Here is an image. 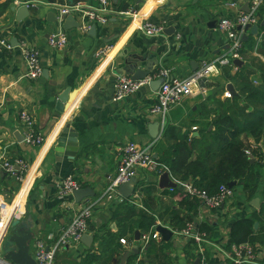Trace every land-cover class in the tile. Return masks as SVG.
<instances>
[{
    "label": "crops",
    "instance_id": "obj_1",
    "mask_svg": "<svg viewBox=\"0 0 264 264\" xmlns=\"http://www.w3.org/2000/svg\"><path fill=\"white\" fill-rule=\"evenodd\" d=\"M66 1L0 0V158L1 155L9 161L23 158L29 165L25 172L26 180L21 184L0 165V193L14 203L18 211L9 224L8 236L13 221L20 219L22 227L35 234L32 253L34 243L39 238L49 244L56 242L78 211L89 202H96L89 220L90 234L93 235L95 231L118 233L122 221L115 218V213L119 206L117 203L123 199L118 190L108 193L107 188L118 172L123 146L133 142L148 149V152L152 149V155L156 153L159 156L155 144L162 138L164 129L160 126L156 138L151 133L152 126L156 122L161 123L160 116L151 113V108L157 103L159 88L149 83L116 100L119 79L130 77L124 72L118 73L120 62L127 55H144L153 51L159 62L155 63L149 76L155 77L159 70L166 68L170 70L169 79L186 78L206 63L219 64L218 59L229 48V39L220 30L219 22L224 17L236 18L245 11L243 8L247 3L244 0H111L112 12L106 23L88 21L87 30L82 26L65 30L62 27L65 18L59 23L52 19L54 13L59 16L54 4ZM96 2L88 1L89 4ZM22 5L29 6L26 13L18 11ZM129 9L134 10V14L126 13ZM263 19L260 13L259 23ZM145 22L162 25L163 30L156 35H148L142 28ZM93 25L96 26L94 29ZM168 28L173 29L168 33ZM260 29L258 36L251 35L250 31L247 34L258 41L261 38ZM59 31L66 33L68 44L64 48H53L49 38ZM242 32L244 34V29ZM23 45L35 48L40 53L43 73L37 79L25 76L27 66ZM255 48L249 54L259 55L264 61ZM141 64L145 66V62ZM221 74L207 78L205 87L200 84V91L185 96L171 108L168 123L176 131L165 142L167 147L170 148L175 139H183L189 131L188 134L193 137L200 135V125L194 120L201 118L196 115L205 103L210 105L209 96L214 90L212 84L221 80ZM229 83L220 87L222 92L217 94V98H225L223 94L228 90ZM67 91H70V98L61 112L57 109L60 102L58 94ZM22 111L32 115L35 129L45 137L43 144L36 146L24 141L26 127L20 118ZM207 116L206 120L213 117ZM67 124L77 133L74 155L66 154V151L58 157L54 147L59 133ZM209 129L214 127L211 125ZM244 140L253 148L261 146L264 149V137L259 142L251 136L244 137ZM68 148L71 149V146ZM166 171L177 187L185 183L169 170L154 176L147 169L139 168L137 184L140 180L156 182L157 190L144 194L136 184L134 196L130 197L138 209H146L156 218L157 223L153 227L157 229L162 224L174 232L169 240H165L161 234L160 239H152L156 243L154 246L164 247V250L150 254L144 264H196L197 260L200 264L201 252L188 237L178 232L175 227L177 220L172 219L176 212L181 217L188 212V205L182 201L186 193L182 187L177 191L170 190L172 187H161L160 178ZM68 175H74L81 182V188H91L94 195L82 202H77L73 195L59 198L58 187ZM259 184L253 197H248L242 186L236 184L231 201L219 208H209L199 201L194 215V230L205 233L208 241L204 244V254L211 264H232L228 257L232 250V245L228 247L230 230L236 221L260 210L264 202V170L259 174ZM256 198H259L260 207L254 204ZM256 222L259 223L257 227ZM197 224L207 225L210 231H200ZM255 224V231L260 230L262 223L256 220ZM124 237L128 239V244L122 243L125 250L135 253L133 248L137 245L144 256L143 236L139 241L135 235L127 234ZM252 244L256 262L247 264H264V242ZM98 247L95 237L91 247L81 241L75 246L62 248L58 252V260L72 257L78 264H89L84 262L89 249L102 256L97 251ZM4 249V244H1L2 259ZM120 254L123 256V251Z\"/></svg>",
    "mask_w": 264,
    "mask_h": 264
},
{
    "label": "trees",
    "instance_id": "obj_2",
    "mask_svg": "<svg viewBox=\"0 0 264 264\" xmlns=\"http://www.w3.org/2000/svg\"><path fill=\"white\" fill-rule=\"evenodd\" d=\"M260 13L264 16V3L260 7ZM260 37L259 43L253 36L242 43L240 52L245 61L243 66L238 67L232 64L222 67L221 80L212 84L214 90L209 96L210 105L205 103L196 115L201 118L194 120L200 125L198 137L189 135V131L183 139H175L174 144L169 148L165 142L172 138L176 130L167 122L162 138L155 144L159 152V156L155 159L164 167L160 171L148 173L158 176L162 171L169 170L182 183L192 181L197 187L206 189L210 194L217 193L223 184L229 185L230 182L237 181V185L242 186L248 197L256 195L260 186L259 174L264 170V149L261 146L253 148L246 143L244 137L251 136L257 142L264 137V61L258 57L251 60L252 56L249 54L256 46L255 49L264 57V26L260 29ZM227 82L234 83L238 92L223 100L217 98V94L222 92L220 87H224V83ZM207 115H213V117L206 120ZM211 125L214 129L210 130ZM250 150L251 153H249ZM254 158L255 161H252ZM181 187L185 191L183 184L174 190L177 191ZM137 188H140L144 194H151L157 190V184L140 180ZM182 201L188 205L189 209L185 217H181L179 212L172 217L173 220H177L175 227L178 231L183 230L188 223L195 225L194 215H196L200 200L191 198L186 193ZM133 202L131 198H126L117 203L119 206L115 218H120L122 221L118 233L93 232L99 246L97 251L102 256L99 257L93 251L94 249H89L85 263L92 264L101 260L102 264H131L135 261L138 254L125 250L121 238H125L127 234L134 236L137 230L143 236L150 231L157 220L146 209H138ZM256 220L262 223L258 231L254 229ZM198 229L210 231L205 224L198 226ZM249 240L252 243L264 242V202L258 212L239 219L233 224L228 247ZM191 243L198 249L197 243L193 240ZM155 244L152 240L148 243L144 251L143 264L150 254L164 250V247H156ZM122 251L123 256L120 254ZM58 255L59 253L56 256V264H78V261L74 259L59 261Z\"/></svg>",
    "mask_w": 264,
    "mask_h": 264
},
{
    "label": "built area",
    "instance_id": "obj_3",
    "mask_svg": "<svg viewBox=\"0 0 264 264\" xmlns=\"http://www.w3.org/2000/svg\"><path fill=\"white\" fill-rule=\"evenodd\" d=\"M95 4L84 2L54 4L58 11L61 20L68 15L78 16L82 21L81 26L84 30L89 28L88 21H97L106 23L109 20L111 10V0H96ZM249 4L248 11H242L236 18L224 17L219 22V28L223 31L229 39V48L226 54L218 59L219 64L206 63L195 73L183 79H169L170 70L161 69L155 74V77L147 76L144 79L135 80L132 77H122L119 79L115 99L121 100L128 94L138 91L142 86L149 84L156 77H163L165 81L158 89L157 103L151 108L152 114L160 116L161 126L164 129L168 122V114L173 106L178 105L185 96L195 95L196 91H200V80L204 77L212 79V76L221 74V67L225 65L234 64V59H243L240 52L242 48V34L243 29L247 24L259 23V10L264 0H244ZM30 5V3H27ZM235 5L234 2L231 3ZM126 13L134 14V10L129 9ZM79 19V20H80ZM241 26V30L238 28ZM142 28L148 35H156L163 30V26L153 23L145 22ZM240 30V31H239ZM68 37L65 32L59 31L53 33L49 38V44L53 48H64L68 44ZM23 54L26 61L27 71L25 76L32 79H37L43 73V67L40 62V53L35 48L23 45ZM220 65V66H219ZM198 89V90H197ZM227 97L232 96L228 90L225 92ZM20 118L23 121L26 131L24 132V141L31 145L39 146L44 143L45 137L42 133L35 129V122L30 113L22 111ZM196 128V127H195ZM136 143L129 142L122 148V158L118 166V172L113 178L112 182L107 188L108 193L117 192L122 183L129 181L132 177L137 175L139 168L147 169L148 172L160 171L162 167L154 156ZM0 165L9 173L16 176L22 183L25 182V172L29 168L28 163L23 158H16L13 161L7 160L4 155H1ZM163 172V171H162ZM185 192L191 198H197L209 208H219L227 202L231 201L235 191L233 187L223 184L215 194H210L206 189L197 187L192 181L185 182ZM81 188V182L75 178L74 175H68L61 180L57 193L59 198H66L73 195V192ZM171 188L170 190H173ZM134 196V195H133ZM136 196H139L136 193ZM96 202L86 203L72 219L69 226L59 236L58 240L52 244L47 243L44 239L39 238L35 241L33 246V255L38 264H56V256L62 248L66 246H75L81 242L83 234L90 233L89 220L92 216L93 207ZM18 211L15 209V204L10 203L0 193V245L6 240L9 231V224L12 219L16 218ZM193 240L198 245L199 252L202 255L200 264H211L205 257L204 244L208 241L204 232H196L194 224L188 223L187 226L178 231ZM152 239H160V233L153 227L151 232L143 235L142 249L145 250L148 243ZM123 244H128L126 238H121ZM232 264H247L249 262H256V252L251 242L246 241L232 245L231 253H228ZM143 256L140 255L131 264H143ZM0 257V264H12L11 262Z\"/></svg>",
    "mask_w": 264,
    "mask_h": 264
},
{
    "label": "water",
    "instance_id": "obj_4",
    "mask_svg": "<svg viewBox=\"0 0 264 264\" xmlns=\"http://www.w3.org/2000/svg\"><path fill=\"white\" fill-rule=\"evenodd\" d=\"M89 0H68L69 3H77V2H84L88 3ZM115 2L118 0H114ZM27 5L19 6L18 11H21L22 13H26L28 11ZM14 10L16 9L13 8ZM245 11L249 10V4L246 3L245 7L243 8ZM20 19V18H19ZM54 22H61L62 20H59V16L54 13V19H52ZM81 26L80 20L73 14L68 15L65 20H63L62 27L63 29H71V28H79ZM261 26H264V19L257 24H247L244 27V34L242 36V42L247 41L250 36L247 34L248 31H250L251 35L258 36L259 35V29ZM96 26L93 25V29ZM239 29H241V26H238ZM173 28H168L166 32H170ZM153 51L149 54H137L134 53L132 55H127V57L120 62V66L118 68V73L124 72V74H129L130 77H132L135 80L144 79L147 76L151 74V72L154 70L155 63L157 64L159 62L158 57L156 56ZM145 62V66H143L141 63ZM234 64L238 67H241L244 64V60L240 58L234 59ZM206 80L207 78L204 77L200 80L201 86H206ZM165 81V78H157L153 79L150 84L152 87H158ZM157 88V89H158ZM228 90L231 92L232 95H235L237 92L233 86L232 83H229L227 85ZM70 91L65 92L64 94H58L59 101L57 105V109L59 111L64 110V103H66L70 98ZM63 105V106H62ZM160 122H156L154 126H152V136L158 137L160 132ZM77 133L70 128V126L67 124L61 132L59 133L57 137V144L54 147L55 154L58 157H61L66 151V154L74 155V150L76 147V141H77ZM24 139V138H23ZM69 145L71 146V149L68 148ZM149 153H152V149H149ZM154 158H157L158 155L155 153L153 154ZM252 161H254L252 159ZM161 187L168 188V187H177V183L174 182L168 171L164 172L161 175L160 178ZM137 184V177L131 178L129 181L122 183L119 188L118 192L121 195L122 199L130 198L134 191ZM237 184V181H232L229 183L230 187H234ZM94 195V192L91 188H80L73 192V196L77 202H82L84 199H88L90 196ZM254 204L257 207H260L259 198H256L254 200ZM259 225L258 222H256L255 227ZM158 232L163 236L165 240H169L173 236V230L165 225H158L157 226ZM35 237V234L28 228L22 227V221L20 219H15L12 223L11 230L9 236L5 240L4 244V254L3 257L5 260L11 262L12 264H38L35 256L32 253V241ZM135 239L139 241L141 239V233L139 230L135 233ZM81 241L85 243L88 247H91L94 242V236L90 233L83 234ZM133 250L136 254H139L140 250L139 247L136 245ZM145 264H150L149 262H146ZM196 264H199V260H197Z\"/></svg>",
    "mask_w": 264,
    "mask_h": 264
},
{
    "label": "rangeland",
    "instance_id": "obj_5",
    "mask_svg": "<svg viewBox=\"0 0 264 264\" xmlns=\"http://www.w3.org/2000/svg\"><path fill=\"white\" fill-rule=\"evenodd\" d=\"M259 41H260V40H258V43H259ZM251 56H252V57H251V60H252L253 58H255V57H258L260 60H262V58H261L259 55H255V54L252 53ZM256 62H258V60H256ZM212 77H214V76H212ZM227 91H228V90H227ZM223 95H224L225 98H227L226 94H223ZM230 97H231V96H230ZM251 152H252V151L250 150L249 153H251ZM148 153H149V152H148ZM150 154H152V153H150ZM1 167H2V166H1ZM8 173H9V172H8ZM9 174H10V175H13L12 173H9ZM13 176H15V175H13ZM15 177H16V176H15ZM134 177H137V175L134 176ZM132 178H133V177H132ZM18 183L21 184V181L18 180ZM10 230H11V229H10ZM7 237H8V236H7ZM3 244H5V242H4ZM140 255H141V254H140V252H139L138 257H139ZM142 256H143V255H142ZM138 257H137V258H138ZM137 258H136V259H137ZM67 259L70 260V261H72L73 258L70 257V258H67ZM136 259H135V260H136ZM67 262H68V261H67Z\"/></svg>",
    "mask_w": 264,
    "mask_h": 264
}]
</instances>
